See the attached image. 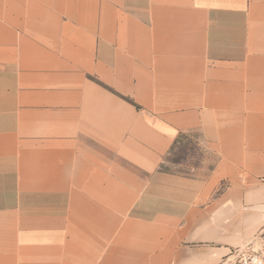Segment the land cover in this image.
Wrapping results in <instances>:
<instances>
[{"label":"crops","instance_id":"crops-1","mask_svg":"<svg viewBox=\"0 0 264 264\" xmlns=\"http://www.w3.org/2000/svg\"><path fill=\"white\" fill-rule=\"evenodd\" d=\"M217 157L161 169L181 136ZM264 250V0H0V264H226Z\"/></svg>","mask_w":264,"mask_h":264},{"label":"rangeland","instance_id":"rangeland-1","mask_svg":"<svg viewBox=\"0 0 264 264\" xmlns=\"http://www.w3.org/2000/svg\"><path fill=\"white\" fill-rule=\"evenodd\" d=\"M216 157L206 148L204 139L199 134L192 133L178 139L160 167L163 170L182 174L204 175L209 171Z\"/></svg>","mask_w":264,"mask_h":264},{"label":"built area","instance_id":"built-area-1","mask_svg":"<svg viewBox=\"0 0 264 264\" xmlns=\"http://www.w3.org/2000/svg\"><path fill=\"white\" fill-rule=\"evenodd\" d=\"M226 264H264V250L246 248L237 252L234 259Z\"/></svg>","mask_w":264,"mask_h":264}]
</instances>
